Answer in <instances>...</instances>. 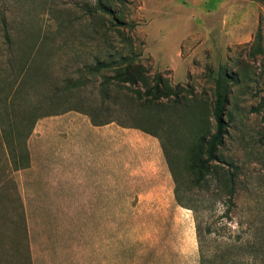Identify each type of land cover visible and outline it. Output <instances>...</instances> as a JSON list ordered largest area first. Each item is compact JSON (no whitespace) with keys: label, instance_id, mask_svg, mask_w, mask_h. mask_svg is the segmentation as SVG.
Listing matches in <instances>:
<instances>
[{"label":"rangeland","instance_id":"374dc122","mask_svg":"<svg viewBox=\"0 0 264 264\" xmlns=\"http://www.w3.org/2000/svg\"><path fill=\"white\" fill-rule=\"evenodd\" d=\"M91 4V0H0V29L5 20L9 30L53 33L59 17L70 15L79 35L89 26L87 18L81 19L87 16L83 6ZM125 15L122 30L131 38L137 61L151 76L160 73L170 87L178 85L184 93L191 91L200 103L197 111L201 123L208 125L211 134L215 131V77L227 71L236 80L226 107L232 122L220 149L239 167L237 193L232 206L206 193L208 200L200 214L203 225L211 230L206 247L215 253L216 264H225L227 256L234 264H264V0H128ZM115 38L113 47L122 49V41ZM28 45L26 42L21 47L26 49ZM104 47V43L95 41L58 40L41 50L35 64L61 85L67 77H79V67L93 63ZM85 76L90 82L80 95L67 104L42 107L37 113L83 110L95 114L97 121L114 120V125L147 140L143 147L128 146V186L126 194L116 197L125 201L126 208L112 210V217L115 214L123 219L126 263L163 264L169 260L171 264H199L193 213L176 203L169 171L167 175L158 172L157 177L141 179L135 172L141 164L156 170L157 159H164L158 139L130 127L135 121L126 110H133L127 100L101 105V96L97 95L101 78ZM33 82L37 93L47 90L45 78ZM15 116L16 123L11 125L20 134H11L7 127L5 138L0 133V146L5 145L13 166H18L34 116L21 111ZM193 126L190 117L170 121L169 147L182 155ZM111 152L113 166V145ZM2 205L0 217L8 215L13 224L0 225V264H29L18 204L15 201L14 210L8 213ZM170 250L183 252L170 258Z\"/></svg>","mask_w":264,"mask_h":264},{"label":"trees","instance_id":"16d2710c","mask_svg":"<svg viewBox=\"0 0 264 264\" xmlns=\"http://www.w3.org/2000/svg\"><path fill=\"white\" fill-rule=\"evenodd\" d=\"M91 1V5L83 6L87 16L81 18H87L89 26L79 35L73 29L70 15H66L67 17L61 15L56 32L47 34L39 31L33 33L9 30L5 20H2L0 133L5 138V131L10 127L11 134L19 135V129L11 125L16 123L15 114L18 111L30 112L34 119L25 139L37 119L58 113L43 111L38 114L37 111L42 110V107L48 109L69 103L76 95H80L90 82L85 75L99 76L101 81L97 86V95L101 96L98 97L100 104L108 102L117 105L121 100H127L133 110L130 108L126 110L135 121L130 127L158 139L175 184L173 193L176 203L193 213L199 264H216L215 253L208 251L206 247L211 230L203 225L200 211L202 204L208 200L205 198L208 192L217 201L226 200L229 206L233 205L237 193L239 167L235 165L233 159L223 156L220 149L232 122V115L226 107L231 95V86L236 80L227 71L220 72L215 77V101L212 111L215 131L211 134L208 125L205 122L201 123L202 119L197 111L200 103L195 101L191 91L184 93L178 85L170 87L168 80L160 73L151 76L137 61L131 38L122 30L126 26L125 9L128 0ZM112 35L122 41L124 46L122 49L113 47V42L117 39ZM257 36L259 37V33ZM58 40L81 43L95 41L104 43L105 47L93 58V63H84L79 67L77 70L79 77L76 79L67 77L59 85L50 80L48 71L43 73L35 64L41 50ZM26 42L29 45L24 49L21 44ZM38 78H45L47 84L45 92L37 93L35 90L36 83L33 81ZM86 114L98 125L114 122L97 121L95 114ZM187 117L194 121L195 126L189 131L188 141L184 142L181 155L169 147L167 137H170V121H181ZM27 158L28 154L24 148V152L18 157L19 165ZM229 257L227 256L225 264H234L233 258Z\"/></svg>","mask_w":264,"mask_h":264},{"label":"crops","instance_id":"0c3cea01","mask_svg":"<svg viewBox=\"0 0 264 264\" xmlns=\"http://www.w3.org/2000/svg\"><path fill=\"white\" fill-rule=\"evenodd\" d=\"M146 143L136 132L69 110L34 122L24 139L28 158L17 168L0 146V203L7 213L18 204L29 264H127L123 219L112 210L126 208L116 197L128 186V146ZM155 164L156 170L138 166L137 178L168 174L163 158ZM0 218V225L13 224L8 215Z\"/></svg>","mask_w":264,"mask_h":264}]
</instances>
